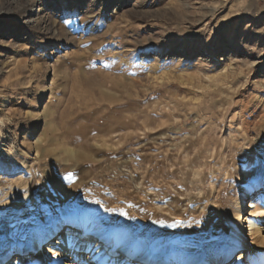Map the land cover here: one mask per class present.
I'll return each mask as SVG.
<instances>
[{
    "label": "rangeland",
    "instance_id": "rangeland-1",
    "mask_svg": "<svg viewBox=\"0 0 264 264\" xmlns=\"http://www.w3.org/2000/svg\"><path fill=\"white\" fill-rule=\"evenodd\" d=\"M263 183L264 0H0V260L87 213L155 261L233 264Z\"/></svg>",
    "mask_w": 264,
    "mask_h": 264
},
{
    "label": "bare ground",
    "instance_id": "bare-ground-1",
    "mask_svg": "<svg viewBox=\"0 0 264 264\" xmlns=\"http://www.w3.org/2000/svg\"><path fill=\"white\" fill-rule=\"evenodd\" d=\"M251 195L252 200H254L253 210L246 209L248 210L247 213L243 212L241 214V211L237 213L240 216L237 217V223L234 226L235 238L238 241L237 244L244 247V251L235 256L237 259L233 264H241L243 260L248 258L246 249L250 247V239L245 234L248 229L252 235L256 233V230H261V228H257L255 223L264 220V183L258 191L251 193ZM251 207L252 205H249V208ZM64 226H68V229L64 230L63 228V233H60L59 239L50 243L49 236L57 234L58 229L52 227L47 231H43L38 224H35L32 229L31 243L35 249H41L40 255L37 254V258L33 256L22 257V253H26V245L22 242L21 247L17 248L20 251L16 252V256L20 255L22 259L18 261L16 256L8 257L9 254H7L6 257L8 258L2 264H37L39 262L38 257L46 259L47 253H50V255H52L51 253H57L52 259V264H66V260L69 259L73 261L80 260V262H86V264H198L196 262H186L183 255L177 252H172L168 256L167 263L155 261L146 254L147 244L143 241H133L132 234L128 229L118 227L106 232L100 219L87 213L78 222L68 223ZM104 233L107 234L102 236L101 234ZM116 260L118 263H116ZM39 264L50 263L40 260ZM204 264L210 263L206 262Z\"/></svg>",
    "mask_w": 264,
    "mask_h": 264
},
{
    "label": "built area",
    "instance_id": "built-area-1",
    "mask_svg": "<svg viewBox=\"0 0 264 264\" xmlns=\"http://www.w3.org/2000/svg\"><path fill=\"white\" fill-rule=\"evenodd\" d=\"M250 205H252V207H251V208H249V207H247V206H246L245 208H246V209H248V208H249V209H250V211H251V209L253 210V208H254V203H251ZM67 227H68V226H66V228H67ZM67 229H68V228H67Z\"/></svg>",
    "mask_w": 264,
    "mask_h": 264
}]
</instances>
